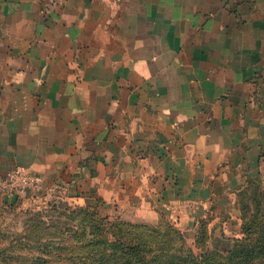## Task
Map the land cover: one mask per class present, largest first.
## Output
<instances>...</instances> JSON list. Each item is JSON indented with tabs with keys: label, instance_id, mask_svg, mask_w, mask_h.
<instances>
[{
	"label": "crops",
	"instance_id": "crops-1",
	"mask_svg": "<svg viewBox=\"0 0 264 264\" xmlns=\"http://www.w3.org/2000/svg\"><path fill=\"white\" fill-rule=\"evenodd\" d=\"M101 215L239 231L264 185V0H0V178Z\"/></svg>",
	"mask_w": 264,
	"mask_h": 264
},
{
	"label": "trees",
	"instance_id": "trees-1",
	"mask_svg": "<svg viewBox=\"0 0 264 264\" xmlns=\"http://www.w3.org/2000/svg\"><path fill=\"white\" fill-rule=\"evenodd\" d=\"M258 181L250 182L239 192L254 208V213L241 226V237L230 250L220 253L198 245L207 238L206 225L202 223L196 232L194 245H186L180 230L168 221L164 226L135 224L100 214L97 208L80 209L88 216L99 219L94 241L81 247L89 255L79 264H264V190ZM241 201L244 209L249 204ZM2 207V206H0ZM103 222V223H102ZM175 234V235H174ZM177 242L178 245H173ZM95 246H99L95 248ZM92 248V249H91Z\"/></svg>",
	"mask_w": 264,
	"mask_h": 264
},
{
	"label": "rangeland",
	"instance_id": "rangeland-1",
	"mask_svg": "<svg viewBox=\"0 0 264 264\" xmlns=\"http://www.w3.org/2000/svg\"><path fill=\"white\" fill-rule=\"evenodd\" d=\"M264 190V185H261ZM248 203L238 191L235 193L234 207L237 211L239 231L228 247L221 244H210V234L198 246L220 253L230 250L234 241L241 237V226L254 213L251 204L244 209L241 201ZM0 206H2L0 204ZM79 206L59 197L28 204L25 207H0V264H79L83 258L87 260L89 253L81 247L89 241H94L96 230L95 220L80 209ZM161 221L159 224L164 225ZM103 223V222H102ZM175 235V234H174ZM186 245L194 247V253H199L193 242L185 240ZM173 245H178L173 242ZM99 246H95L98 248ZM92 249V248H91Z\"/></svg>",
	"mask_w": 264,
	"mask_h": 264
},
{
	"label": "built area",
	"instance_id": "built-area-1",
	"mask_svg": "<svg viewBox=\"0 0 264 264\" xmlns=\"http://www.w3.org/2000/svg\"><path fill=\"white\" fill-rule=\"evenodd\" d=\"M41 183L42 180L39 176L15 169L0 178V191L5 194H15L16 192L34 194L40 191Z\"/></svg>",
	"mask_w": 264,
	"mask_h": 264
}]
</instances>
